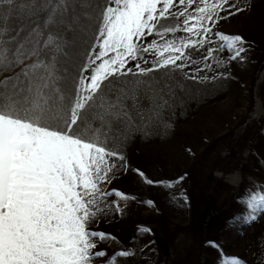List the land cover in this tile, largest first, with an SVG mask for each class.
Instances as JSON below:
<instances>
[{
  "label": "snow or ice",
  "instance_id": "snow-or-ice-1",
  "mask_svg": "<svg viewBox=\"0 0 264 264\" xmlns=\"http://www.w3.org/2000/svg\"><path fill=\"white\" fill-rule=\"evenodd\" d=\"M241 10L229 0H0V264H94L107 255L93 251L95 238H116L88 226L104 209L120 213L121 201L136 199L102 188L119 161L128 168L108 146L114 123L131 119L128 101L135 108L141 93L154 100L162 91L153 87L156 72L199 83L208 72L226 78L216 69L242 61L245 41L213 30ZM133 171L148 185L183 180ZM248 194L251 222L264 193ZM207 244L221 252L219 264H243ZM134 255L120 250L106 264Z\"/></svg>",
  "mask_w": 264,
  "mask_h": 264
},
{
  "label": "rangeland",
  "instance_id": "rangeland-1",
  "mask_svg": "<svg viewBox=\"0 0 264 264\" xmlns=\"http://www.w3.org/2000/svg\"><path fill=\"white\" fill-rule=\"evenodd\" d=\"M229 3L242 10L221 19L213 31L243 37L246 52L242 61L216 69L227 77L212 80L215 73L208 72L210 79L199 83L179 73L156 72L153 87L162 91L154 100L153 93H141L135 108L128 101L131 119L114 123L108 146L125 156L128 168L121 169L119 161L102 188L136 199L121 201L120 213L104 209L88 226L116 238H95L93 251L107 255L94 264H106L115 252L129 248L135 255L120 258L119 264H219L221 252L208 241L243 264H264V206L246 222L249 209L238 203L245 194L264 193V0ZM16 23L10 21L13 27ZM73 62L67 64L70 69ZM134 169L152 181L183 180L172 188L148 185ZM149 200L152 207L144 203ZM138 226L151 233L139 235Z\"/></svg>",
  "mask_w": 264,
  "mask_h": 264
},
{
  "label": "clouds",
  "instance_id": "clouds-1",
  "mask_svg": "<svg viewBox=\"0 0 264 264\" xmlns=\"http://www.w3.org/2000/svg\"><path fill=\"white\" fill-rule=\"evenodd\" d=\"M241 199H243L244 203L246 204V206H247L248 209H249V212H251V211H252V208L249 207V205H248V201L252 199V196L249 195V194H245V196L242 197ZM258 203L260 204V206H264V200L259 201Z\"/></svg>",
  "mask_w": 264,
  "mask_h": 264
}]
</instances>
